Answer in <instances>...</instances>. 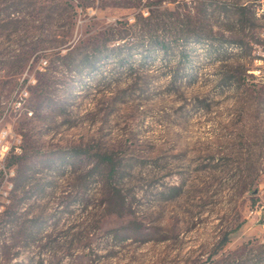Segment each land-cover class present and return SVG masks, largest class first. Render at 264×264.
<instances>
[{
  "label": "rangeland",
  "instance_id": "rangeland-1",
  "mask_svg": "<svg viewBox=\"0 0 264 264\" xmlns=\"http://www.w3.org/2000/svg\"><path fill=\"white\" fill-rule=\"evenodd\" d=\"M6 128L0 264H264V0H0Z\"/></svg>",
  "mask_w": 264,
  "mask_h": 264
},
{
  "label": "built area",
  "instance_id": "built-area-1",
  "mask_svg": "<svg viewBox=\"0 0 264 264\" xmlns=\"http://www.w3.org/2000/svg\"><path fill=\"white\" fill-rule=\"evenodd\" d=\"M13 104L17 107H21L22 102L20 99H16L14 100ZM21 152H22L21 135L12 133L9 128L1 129L0 130V176H4L7 183L9 178L14 176V171L10 168H6V161L9 156L20 155ZM9 187H12V183L10 182H9Z\"/></svg>",
  "mask_w": 264,
  "mask_h": 264
},
{
  "label": "trees",
  "instance_id": "trees-1",
  "mask_svg": "<svg viewBox=\"0 0 264 264\" xmlns=\"http://www.w3.org/2000/svg\"><path fill=\"white\" fill-rule=\"evenodd\" d=\"M243 10H245V8H243ZM183 38H184V40L185 39L186 40H189L190 39V40H193L195 42H199L201 40L198 35H196V36H193V35H189V36L188 35H185V36H183ZM122 40H124V38H122ZM150 43L152 45H154L156 49L161 50L163 53L168 52L170 50V48H171L166 41L159 40V38H156V39H152L151 38ZM228 241H229L228 234H225V236L219 242L218 247L213 252V254L216 255L217 253H219L225 247V245L228 243ZM260 261L261 262H264V260H260Z\"/></svg>",
  "mask_w": 264,
  "mask_h": 264
}]
</instances>
